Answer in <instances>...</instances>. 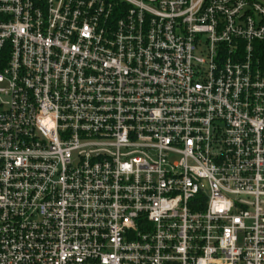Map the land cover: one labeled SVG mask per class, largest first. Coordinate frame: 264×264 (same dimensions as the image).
Returning <instances> with one entry per match:
<instances>
[{"label": "built area", "instance_id": "2783aa9c", "mask_svg": "<svg viewBox=\"0 0 264 264\" xmlns=\"http://www.w3.org/2000/svg\"><path fill=\"white\" fill-rule=\"evenodd\" d=\"M0 264H264V0H0Z\"/></svg>", "mask_w": 264, "mask_h": 264}]
</instances>
